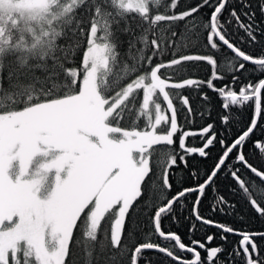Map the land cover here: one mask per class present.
Segmentation results:
<instances>
[{
  "label": "snow or ice",
  "instance_id": "1",
  "mask_svg": "<svg viewBox=\"0 0 264 264\" xmlns=\"http://www.w3.org/2000/svg\"><path fill=\"white\" fill-rule=\"evenodd\" d=\"M185 6L186 0H0V264H80L78 226L96 241L102 222L111 223L110 242L119 246L126 217L141 200L155 209L148 217L150 232L174 247L149 242L151 237L136 243L138 230L130 227L126 239L134 242V251L121 248L119 264L129 251L128 264H152L142 255L145 250H158L176 264H264L257 242L264 241V231L238 230L200 211L207 191L216 194L224 177L235 181L264 217V185L238 174L243 166L264 179V170L243 151L258 121H264V78L240 79L248 64L264 72V44L258 39L264 20L257 18V13L264 17V0H198L180 10ZM205 7L210 14L201 17ZM188 18L190 24H175ZM240 31L241 44L259 47L258 54L232 42ZM186 47L209 54H185ZM224 49L234 56L221 74ZM189 62H206L210 78H186L199 68ZM236 84L242 86L229 90ZM206 89L223 98L225 130L218 133L212 122L199 132L182 131L179 114L187 121L193 111L183 92L206 106L211 103ZM246 102L254 104V118L230 138L237 122L230 105ZM195 136L202 146H186L185 138ZM216 144L222 151L210 168L189 165L191 154L207 159ZM160 145L182 152L161 159L154 147ZM252 148L264 152V142L255 141ZM177 169L187 176H177ZM189 178L193 184L185 186ZM191 194L196 195L186 219L194 216L215 227L222 241L226 234L240 237L223 262V246L209 247L215 234L186 244L162 227L166 218L175 221L177 212L187 209ZM209 209L232 215L236 205L213 195ZM195 229L192 222L190 231ZM99 249L105 251L103 241Z\"/></svg>",
  "mask_w": 264,
  "mask_h": 264
},
{
  "label": "trees",
  "instance_id": "2",
  "mask_svg": "<svg viewBox=\"0 0 264 264\" xmlns=\"http://www.w3.org/2000/svg\"><path fill=\"white\" fill-rule=\"evenodd\" d=\"M257 0H253V3H256ZM198 3V0H186V6L180 10H187V6H195ZM235 7L239 8L237 3H234ZM176 11V10H172ZM211 9L205 7L200 13L201 17H206L210 14ZM138 15V14H137ZM227 15V13H225ZM196 16V14H194ZM258 20H264V17L260 16L257 13ZM192 22L191 18L186 19L184 22H175L177 25L182 24H190ZM229 32H232L233 29L229 27L227 29ZM176 31L179 32L180 28H176ZM245 34L240 31L233 35L232 42L240 44V46L245 50L249 51L252 54L256 55L259 53V47L253 46L249 48L247 44H241L239 37L244 36ZM122 39L126 40L127 36H122ZM258 39L264 44V36H260L258 34ZM175 43L177 45L181 44V39L177 38ZM186 43V42H185ZM214 53L215 50H212ZM185 54H209L205 49H195L191 47L185 48ZM220 57L222 58L221 63L219 65L221 69V74L223 73V69L226 67L227 62L231 60L234 54L227 49H224L220 52ZM78 66L82 68V55L77 57ZM190 64H198L199 68L190 69L188 76L186 78H199L205 79L210 78V74L207 71V63L206 62H189ZM247 72L244 73L243 76L240 77L243 83H247L249 81L256 82L260 78H264V72L256 71L258 66L254 65H246ZM219 83V82H217ZM242 86V84H236L234 86H229V90H237ZM206 94L211 98V103L206 105L203 100L195 96L194 93H190L189 91H184V95H189L192 101L191 106L193 111L191 113V118L189 120H184L183 114H179V125L181 130L187 131H196L199 132L203 126L208 123H215L216 128L218 129V133L225 130V126L221 123L220 116L222 113L221 105L223 103V98L218 95L213 90H205ZM203 95V94H201ZM262 104H264V96H262ZM207 108V111H206ZM229 113H236L237 122L234 123L230 132L228 133L230 138L231 136L237 134L241 129H246L247 126H250V121L254 118V104L252 102H246V106L240 105H230ZM203 116V118H201ZM123 122H121V125ZM186 139V146H202V140L199 136L188 137ZM261 141L264 142V121H258V126L254 129L253 133L250 135L249 140L243 147V151L246 154V158L250 163L253 164L254 167H257L259 170H264V152H257L252 148L253 142ZM159 152L161 159H163L165 153H171L173 150L176 152H182L179 150L176 145L166 146H154ZM211 155L207 159H197L198 154H191L188 157L189 165L198 166L200 168L211 167V165L215 162L216 157L221 153L222 149L219 144L211 147L210 149ZM243 179L246 181H252L255 185H264V179L257 177L255 174L251 173L246 167L240 166L239 173ZM177 176H187V171H181L180 169L176 170ZM193 184V181L189 178L185 180V186H190ZM216 187L218 188V192L213 194L211 190H208L201 205L200 211L201 214L206 218H211L217 222L225 223L226 225H231L238 230H247L250 232L256 231H264V217L259 216L252 206L247 202L245 198L239 192L238 185L235 181L231 179H226L221 177L217 181ZM235 193V194H234ZM223 195L229 202H232L236 205L235 211L232 215H226L219 211H211L209 209V204L212 200L213 195L219 196ZM196 194H191L188 200L185 201L187 204V209L184 212H177L176 219L173 221L171 217L166 218L163 221L162 227L165 231H174L182 237V240L186 244H190L192 239H198L202 242L205 241V237L208 234H215L216 239L212 242L211 246L222 245L225 249L224 253L220 257V261L223 262L225 258L228 256V253L233 250V246L236 245L240 239L238 235H227V241H222L219 239L220 232L213 226L201 225L199 221H195V217H191V219H186L190 215L192 203L191 201L195 200ZM148 194L145 193V199H147ZM140 204L139 208L134 205L133 209L130 210L129 215L126 217V223L124 226V232L122 233V241L121 245L116 246L112 245L110 242V228L111 223L102 222V228L98 232L97 240L93 241L86 237L82 228L78 226V229L74 231V238H78L79 247L77 249V258L80 261V264H119L121 260L120 249L127 247L130 250H133V241L127 240L126 236L129 231V228L137 229V241H149V237L151 240L149 242H157L162 246H168L170 249L174 247V244L168 241H164L162 238L153 232H150L149 229V219L155 209L149 210L143 203V200L138 202ZM228 209H225L227 212ZM239 213V216L237 215ZM114 222V221H113ZM192 222L196 223L195 231H190ZM144 233H148V236H144ZM103 241L105 244V251L100 253L99 242ZM258 244H260L259 254L262 258H264V241L257 238ZM199 250V249H198ZM134 251V250H133ZM179 249L176 248V252L179 253ZM133 254L132 251H129L125 254L123 259V264H128L127 257ZM202 257L206 254L203 250H201ZM145 259L150 260L152 264H176V262L166 255L160 253L158 250H145L142 254ZM185 257H189L190 254H183ZM143 264V262H141ZM236 264H241L240 260L236 261Z\"/></svg>",
  "mask_w": 264,
  "mask_h": 264
},
{
  "label": "rangeland",
  "instance_id": "3",
  "mask_svg": "<svg viewBox=\"0 0 264 264\" xmlns=\"http://www.w3.org/2000/svg\"><path fill=\"white\" fill-rule=\"evenodd\" d=\"M118 126H122V125H118Z\"/></svg>",
  "mask_w": 264,
  "mask_h": 264
}]
</instances>
